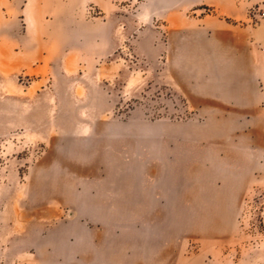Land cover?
Wrapping results in <instances>:
<instances>
[{
  "label": "rangeland",
  "instance_id": "rangeland-1",
  "mask_svg": "<svg viewBox=\"0 0 264 264\" xmlns=\"http://www.w3.org/2000/svg\"><path fill=\"white\" fill-rule=\"evenodd\" d=\"M231 1L0 0V264H264V0Z\"/></svg>",
  "mask_w": 264,
  "mask_h": 264
},
{
  "label": "crops",
  "instance_id": "crops-1",
  "mask_svg": "<svg viewBox=\"0 0 264 264\" xmlns=\"http://www.w3.org/2000/svg\"><path fill=\"white\" fill-rule=\"evenodd\" d=\"M230 4L246 7L252 5V0H233L230 2ZM234 20L236 22H240L243 21L244 18L240 17ZM208 28L212 33H214L216 46L222 49L221 53H226L225 51L228 49L229 53L234 58H236V53L240 54L238 61L242 62V60H244L245 62H248V32L238 29L233 24L230 25L224 21L222 22L219 19L212 21ZM259 42L261 46L264 45V39L260 40Z\"/></svg>",
  "mask_w": 264,
  "mask_h": 264
},
{
  "label": "built area",
  "instance_id": "built-area-1",
  "mask_svg": "<svg viewBox=\"0 0 264 264\" xmlns=\"http://www.w3.org/2000/svg\"><path fill=\"white\" fill-rule=\"evenodd\" d=\"M253 17L257 20L256 25L259 26L264 35V4L256 10V13L253 15ZM250 19V22H252V16ZM260 48L264 52V45H262Z\"/></svg>",
  "mask_w": 264,
  "mask_h": 264
}]
</instances>
